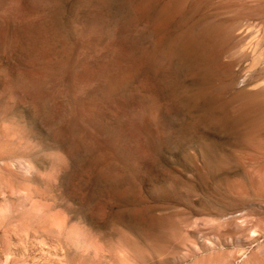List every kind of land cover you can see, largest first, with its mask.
I'll return each instance as SVG.
<instances>
[{
	"label": "rangeland",
	"instance_id": "obj_1",
	"mask_svg": "<svg viewBox=\"0 0 264 264\" xmlns=\"http://www.w3.org/2000/svg\"><path fill=\"white\" fill-rule=\"evenodd\" d=\"M0 264H264V0H0Z\"/></svg>",
	"mask_w": 264,
	"mask_h": 264
},
{
	"label": "bare ground",
	"instance_id": "obj_2",
	"mask_svg": "<svg viewBox=\"0 0 264 264\" xmlns=\"http://www.w3.org/2000/svg\"><path fill=\"white\" fill-rule=\"evenodd\" d=\"M39 36V35H38ZM41 36V35H40ZM42 37V36H41ZM41 37H39V38H41ZM45 40V39H44ZM38 45H36V47H37ZM48 49V48H47ZM40 50V49H39ZM36 56V55H35ZM39 57V56H38ZM40 60H41V56H40ZM43 61V60H42ZM43 63V62H42ZM41 63V64H42ZM46 63V62H45ZM43 65V64H42ZM48 65V64H47ZM44 66V65H43Z\"/></svg>",
	"mask_w": 264,
	"mask_h": 264
}]
</instances>
